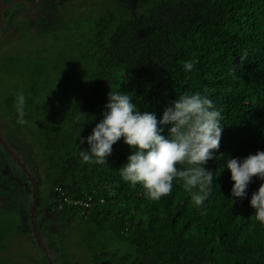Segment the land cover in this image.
<instances>
[{
    "label": "trees",
    "instance_id": "1",
    "mask_svg": "<svg viewBox=\"0 0 264 264\" xmlns=\"http://www.w3.org/2000/svg\"><path fill=\"white\" fill-rule=\"evenodd\" d=\"M55 2L57 10L50 8L51 0H40L45 13L25 12L28 42L54 40L27 67L15 54L9 66L32 73L24 76L23 89L0 90L2 135L35 173L36 217L55 264L65 259L60 253L66 245L82 252L88 264H264V224L250 206L262 182L253 178L247 196L233 201L234 182L226 168L228 159L264 151V0H102L78 13L71 0L60 10V0ZM3 37L12 38L4 24L0 42ZM187 61L196 62L189 73L183 69ZM11 74L16 73L4 74L5 82ZM118 91L158 121L181 95L199 92L213 100L223 132L219 150L205 164L216 179L203 207L195 206L182 180L158 201L148 199L142 185L123 182L119 169L132 151L123 138L105 165L83 161L80 152L88 145L78 136L91 134L109 94ZM21 92L27 98L25 125L17 122L14 107ZM19 143L33 148L22 151ZM0 161V200L23 195L17 199L23 227L0 217V251H5L11 232L35 241L27 176L1 145ZM45 211L56 218L40 219Z\"/></svg>",
    "mask_w": 264,
    "mask_h": 264
},
{
    "label": "clouds",
    "instance_id": "2",
    "mask_svg": "<svg viewBox=\"0 0 264 264\" xmlns=\"http://www.w3.org/2000/svg\"><path fill=\"white\" fill-rule=\"evenodd\" d=\"M1 1L4 4L3 0ZM39 1L30 0L29 3L32 5L28 7L24 5V0H10L4 5L10 4L6 7L9 9L12 5L20 4L29 14L27 10L34 7L31 11L34 13ZM71 1L78 6L95 4V8L97 4L94 0ZM46 9L41 12H45ZM246 60V54L240 57L241 64ZM195 63V61L185 62L184 71L191 72ZM236 72L237 69L233 67L232 73ZM131 101L132 96L121 91L109 94L108 103L102 113L103 119L96 124L89 136L82 137L81 132L78 136L81 145L85 143L88 145L87 149L80 152L83 161L105 165L107 157L112 153L113 145L123 138V142L132 149L127 162L119 169L123 182L133 187L137 184L142 185L146 197L158 201L162 197L171 195L174 181L182 180L184 189L191 194L195 206L203 207L212 194L213 182L216 179L214 172L206 169L205 164L214 158V152L220 147L223 132L221 111L212 99L196 92L177 98L164 110L162 118L158 121L154 112H142ZM26 105V96L22 92L18 93L14 107L17 122L21 125L28 123L25 119ZM166 128L167 134H164ZM0 132L2 134L1 128ZM19 144L23 149L33 148L28 143ZM13 151L20 154L14 149ZM178 165L187 167H178ZM226 168L230 171L231 181L234 182L231 189L233 201L247 196L253 178L262 182L258 190L252 194L250 206L254 209L256 221L264 224V151H257L245 158L228 159ZM32 174L35 177L34 173ZM25 185L22 186L25 188ZM27 190L31 194V208L32 193L30 189Z\"/></svg>",
    "mask_w": 264,
    "mask_h": 264
},
{
    "label": "rangeland",
    "instance_id": "3",
    "mask_svg": "<svg viewBox=\"0 0 264 264\" xmlns=\"http://www.w3.org/2000/svg\"><path fill=\"white\" fill-rule=\"evenodd\" d=\"M29 2L30 0H25ZM55 1L57 0H51L53 2V6L49 5L52 10H57ZM97 2L102 0H96ZM136 0H132L133 4ZM64 0H60L58 4V9H62L65 7ZM68 5V4H66ZM39 7V5H38ZM37 7V8H38ZM47 7L41 6L38 8V11H44ZM91 8H95V4H87V5H79L76 7L75 13L77 12H85L90 10ZM29 13L31 11L27 10ZM45 13V12H44ZM43 13V14H44ZM6 14L8 15L6 20L3 22L4 26H6L11 31L12 38L3 37V41L0 42V78L2 76L3 84L0 85V90H10L13 91L15 89L21 90L23 89L24 84V76H29L32 71L28 70V68L24 67H10V59L15 55L18 54L21 59L25 63V67L31 65L35 61L34 55H40L43 49V46L48 42H51L54 40L52 36L46 39V41H42L39 38L34 39L32 42H28L25 39V34L27 33V30L25 26L23 25V18H27V15L24 11V9L19 8L16 9L15 7L9 9V12L6 11ZM34 14V13H32ZM29 15V14H28ZM26 30V31H25ZM15 38H20L18 41ZM15 39L18 41L15 43L13 40ZM36 51V53H35ZM23 63V64H24ZM19 64H22V62H19ZM7 72L16 74H11L12 78L11 82H5L4 80V74ZM14 81H18L15 83ZM28 83V82H27ZM2 92L0 91V96H2ZM1 118V116H0ZM7 137V136H5ZM34 158L37 160L38 157L36 154L33 155ZM35 160V161H36ZM3 162L6 163V160L2 159ZM7 169V168H6ZM13 187V184H12ZM14 189V187H13ZM23 195L19 194L16 196L10 195V197H7L5 199L0 200V217L1 219L7 220V222H14L15 224H19L20 227H23L22 220H21V214L19 210L17 209V199L19 202V199L22 198ZM31 199V197H30ZM53 216H55V213H52ZM26 224V223H24ZM50 231L54 232V225L49 226ZM8 235V234H7ZM24 235V234H23ZM20 233H17L16 235L11 232L7 238H6V244L7 249L5 251H0V264H43L41 261V253L38 250L37 246L28 236H23ZM26 235V234H25ZM65 240V238L63 239ZM82 252H79L78 249H75L71 245L69 247L66 245L63 251H61L60 255L64 256L65 259L61 260L60 264H88L86 262V257L82 255ZM69 261V262H68Z\"/></svg>",
    "mask_w": 264,
    "mask_h": 264
},
{
    "label": "water",
    "instance_id": "4",
    "mask_svg": "<svg viewBox=\"0 0 264 264\" xmlns=\"http://www.w3.org/2000/svg\"><path fill=\"white\" fill-rule=\"evenodd\" d=\"M9 5H3L0 0V27H1L2 11ZM0 145L5 150V152L20 166V168L23 170V172L27 176V179L30 184V191L32 193V204H31L30 214H29L32 236H33V239L37 247L40 249V251L44 254L45 258L47 259V263L55 264L51 252L46 247L40 235L41 225L37 224V220H36V211H37L38 199H39L38 198V191H39L38 183L36 182L35 177L33 176L30 169L27 167L25 162L19 157V154L15 153L13 149L9 146V144L6 142L1 132H0Z\"/></svg>",
    "mask_w": 264,
    "mask_h": 264
},
{
    "label": "flooded vegetation",
    "instance_id": "5",
    "mask_svg": "<svg viewBox=\"0 0 264 264\" xmlns=\"http://www.w3.org/2000/svg\"><path fill=\"white\" fill-rule=\"evenodd\" d=\"M2 2V1H1ZM24 5H26L27 7L28 6H31L32 4L31 3H29V2H27V1H25L24 0ZM4 4H7V3H4ZM3 4V5H4ZM13 6V5H12ZM12 6H11V8H12ZM5 9H8V8H5ZM10 9V8H9ZM30 11H33L34 10V7L33 8H30L29 9ZM40 12H35L34 14H32L31 12H30V14L31 15H33V16H37L38 14H39ZM24 149L22 148V151H23ZM18 153H20L19 151H18ZM21 157V156H20ZM21 159L28 165V160L27 159H25L23 156L21 157ZM0 164H1V161H0ZM8 171L5 169L4 171H3V173H7ZM34 175H35V173H34ZM25 188H27V185H25ZM53 211V210H52ZM53 213H55V212H53ZM41 218H43V219H52V220H54L56 217L55 216H53L52 214H51V216L49 215V214H47V212L45 211L44 212V215L41 217L40 216V219ZM37 221H38V219H37ZM28 224V223H27ZM27 224H25V226H27ZM30 224V223H29ZM41 224V223H40ZM41 226H42V224H41ZM31 227V226H30ZM42 228V227H41Z\"/></svg>",
    "mask_w": 264,
    "mask_h": 264
}]
</instances>
